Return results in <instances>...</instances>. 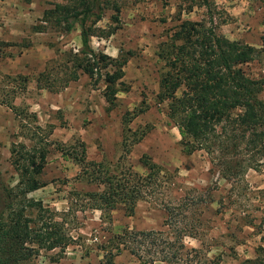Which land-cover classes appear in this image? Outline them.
<instances>
[{
  "label": "rangeland",
  "instance_id": "374dc122",
  "mask_svg": "<svg viewBox=\"0 0 264 264\" xmlns=\"http://www.w3.org/2000/svg\"><path fill=\"white\" fill-rule=\"evenodd\" d=\"M106 1L119 5L120 21L112 22L110 8L97 25L104 31L119 28L107 38L92 37V48L110 59L128 58L113 104L104 96L112 61L99 81L77 70V79L60 87L62 79L71 77L72 60L81 48L79 27L70 33L37 28L43 12L64 0H0V177L14 186L13 144L30 147L40 140L48 151L40 175L45 186L28 196L42 201L58 219L69 211L66 226L76 240L66 248L40 250L31 264H100V245L124 229L166 231L160 202L177 203L184 196L199 200L201 211L199 234L185 237L187 248L219 264L255 258L257 249L264 248V159L258 168L226 179L204 151L184 153L180 132L167 117L168 102L157 97L164 71L158 49L180 20H211L218 34L258 49L242 69L264 80V0ZM78 141L85 144L88 161H105L118 171L131 166L146 174L141 158L147 155L163 173L172 174L168 187L157 200L137 201L132 214L117 206L110 220L98 209L81 210L73 205L84 200L77 193L98 188L78 179L79 165L64 154ZM193 220L190 214L188 221ZM115 261L141 264L128 250Z\"/></svg>",
  "mask_w": 264,
  "mask_h": 264
},
{
  "label": "trees",
  "instance_id": "16d2710c",
  "mask_svg": "<svg viewBox=\"0 0 264 264\" xmlns=\"http://www.w3.org/2000/svg\"><path fill=\"white\" fill-rule=\"evenodd\" d=\"M110 8L113 10L112 22L118 23L121 11L116 2L64 0L43 12V24L37 30L52 27L70 33L79 27L81 48L72 60L71 77L62 79L60 87L76 80L77 70L90 78L97 75L95 80L99 81L101 70L112 61L114 70L105 72L104 96L113 104L128 58L110 59L106 54L96 53L91 45L92 37L107 38L119 28L104 31L97 25ZM257 53L258 49L252 45L218 34L211 20L189 19L180 20L158 49L164 71L157 97L162 103L168 102L167 117L180 132L184 153L204 151L226 179L258 168L264 159V99L260 97L264 80L253 79L242 69V65L254 59ZM124 119L125 123L129 122L127 117ZM70 148V153L64 154L79 165L81 171L77 178L98 188L77 193L82 194L84 200L73 205H78L81 210L98 209L108 220L119 205L132 214L140 199L152 197L157 200L172 177L171 173H163L147 155L141 158L147 170L142 175L132 171L131 166L118 171L105 161H88L83 142L78 141ZM11 151L18 181L9 186L0 177V264H31V259L40 250L66 248L76 240L66 226L69 211L63 212L58 219V214L42 201L28 196L45 186L40 175L45 167L47 148L39 140L30 147L13 144ZM160 203L166 212L164 225L167 230L124 229L100 245L103 252L100 264H118L115 258L124 250L136 256L141 264L157 261L164 264H219L201 255L197 249L187 248L184 243L185 237L199 234V200L184 196L177 203ZM190 214L195 217L191 222L188 221ZM240 264H264V248L259 247L255 258L245 259Z\"/></svg>",
  "mask_w": 264,
  "mask_h": 264
}]
</instances>
